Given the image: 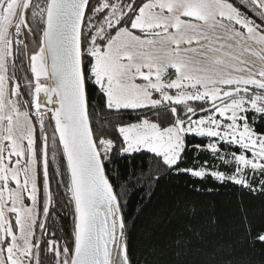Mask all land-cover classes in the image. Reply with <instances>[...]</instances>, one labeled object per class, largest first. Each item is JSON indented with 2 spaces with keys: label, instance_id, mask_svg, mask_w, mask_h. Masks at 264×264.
<instances>
[{
  "label": "snow or ice",
  "instance_id": "1",
  "mask_svg": "<svg viewBox=\"0 0 264 264\" xmlns=\"http://www.w3.org/2000/svg\"><path fill=\"white\" fill-rule=\"evenodd\" d=\"M172 173L264 196V0H0V264H138L129 190Z\"/></svg>",
  "mask_w": 264,
  "mask_h": 264
},
{
  "label": "trees",
  "instance_id": "2",
  "mask_svg": "<svg viewBox=\"0 0 264 264\" xmlns=\"http://www.w3.org/2000/svg\"><path fill=\"white\" fill-rule=\"evenodd\" d=\"M24 74L22 70L17 73L22 91ZM88 93L92 97L95 88L89 85ZM100 122L98 117L97 125ZM194 156L190 149L181 167H191ZM207 158L206 153L199 156L200 161ZM147 159L142 157L137 164ZM125 163L120 159L109 167L123 174ZM127 199L129 247L138 264H264V245L252 243L246 234L249 221L264 222V196L259 192L250 193L231 182L172 173L161 180L154 195L137 185ZM64 226L67 232L68 222ZM185 228L191 229L185 234L188 242L178 249L173 241Z\"/></svg>",
  "mask_w": 264,
  "mask_h": 264
},
{
  "label": "flooded vegetation",
  "instance_id": "3",
  "mask_svg": "<svg viewBox=\"0 0 264 264\" xmlns=\"http://www.w3.org/2000/svg\"><path fill=\"white\" fill-rule=\"evenodd\" d=\"M54 186V185H53ZM59 212V215L55 218V223H52L50 221L49 223L52 224V228L50 230H55L58 235L60 236H66L69 235L71 232V216L65 215L63 211L57 210ZM64 222H68V231L66 232Z\"/></svg>",
  "mask_w": 264,
  "mask_h": 264
}]
</instances>
